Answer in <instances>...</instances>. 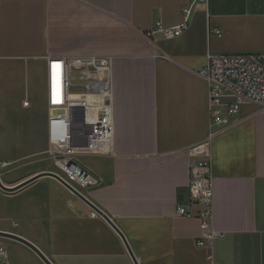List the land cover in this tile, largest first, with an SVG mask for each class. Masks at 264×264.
I'll return each mask as SVG.
<instances>
[{
  "label": "crops",
  "instance_id": "obj_1",
  "mask_svg": "<svg viewBox=\"0 0 264 264\" xmlns=\"http://www.w3.org/2000/svg\"><path fill=\"white\" fill-rule=\"evenodd\" d=\"M191 1L0 0V114L17 102L29 147L8 154L0 137V161L7 162L1 182L12 186L52 170L46 56L111 55L112 153L80 164L96 178L87 198L118 229L44 175L12 192L0 188L1 231L32 242L53 264H206V250L195 243L197 219L176 215L178 205L197 212L187 202L195 160L187 149L210 130L199 72L208 54L264 56V0L195 3L180 36L147 37L156 21L180 24ZM21 89L19 101L13 96ZM211 170L213 226L225 232L215 260L264 264V105L243 103L214 133ZM1 244L8 264H44L20 242L0 237Z\"/></svg>",
  "mask_w": 264,
  "mask_h": 264
},
{
  "label": "built area",
  "instance_id": "obj_2",
  "mask_svg": "<svg viewBox=\"0 0 264 264\" xmlns=\"http://www.w3.org/2000/svg\"><path fill=\"white\" fill-rule=\"evenodd\" d=\"M182 8L183 21L163 27L160 21L146 33L152 41L172 39L188 28V16L195 3ZM219 34L218 29H214ZM112 56L66 54L46 56V141L47 153L57 174L71 188L86 196L96 178L77 159L112 153L114 123L112 108ZM200 75L208 86V134L191 145L187 153L194 157L187 182V202L197 207L196 214L178 205L176 215L195 217L199 233L195 243L206 250V264H222L215 260L214 244L225 232L213 226V176L211 170V139L217 130L230 123L243 103L264 105V56L254 54H208ZM23 106L29 104L26 99ZM225 104V112L220 107ZM7 165L0 161V167ZM68 190V189H67ZM70 192V191H69ZM90 216H97L91 210ZM16 225V224H14ZM8 260L7 248L0 245V261Z\"/></svg>",
  "mask_w": 264,
  "mask_h": 264
},
{
  "label": "rangeland",
  "instance_id": "obj_3",
  "mask_svg": "<svg viewBox=\"0 0 264 264\" xmlns=\"http://www.w3.org/2000/svg\"><path fill=\"white\" fill-rule=\"evenodd\" d=\"M15 86V85H13ZM12 86V87H13ZM11 87V88H12ZM22 89L20 91L17 90V92L14 91V98L17 97V99L20 101L22 97ZM17 107V102L15 108L9 109L8 111L5 110L3 114H0V137H2V140L5 143V147L8 154H24L29 151V147L27 144V134L24 130L23 123L26 121V115L24 112L20 111ZM47 148V145L45 146ZM88 157V156H87ZM81 157L77 159V163L80 164V161L84 160ZM47 166L51 164V168L53 170H57L50 160L47 162ZM0 264H8V260L6 263H2L0 261Z\"/></svg>",
  "mask_w": 264,
  "mask_h": 264
},
{
  "label": "water",
  "instance_id": "obj_4",
  "mask_svg": "<svg viewBox=\"0 0 264 264\" xmlns=\"http://www.w3.org/2000/svg\"><path fill=\"white\" fill-rule=\"evenodd\" d=\"M51 176L53 178H55L56 180H58L66 189H68V191H70V193L72 195H74L76 198L82 200L85 204L89 205L93 210H95L97 213H99L100 215H102L117 231L118 229L114 226V224L111 222V220L105 215L103 214V212L101 210H99L88 198H86L85 196H83L82 194H80L79 192H77L76 190H74L73 188H71L64 180H62L57 174L51 172V171H43L40 172L34 176H31L17 184H14L12 186H6L4 185L1 180H0V188L4 191L7 192H12L17 190L18 188L22 187L23 185L33 181L34 179L40 177V176ZM0 237L3 238H7V239H11V240H15L17 242L22 243L24 246H26L27 248H29L30 250H32L39 258L40 260L44 263V264H53L32 242L26 240L25 238L14 234V233H10V232H4L0 230ZM133 257V256H132ZM134 259V258H133ZM134 263L137 264L134 260Z\"/></svg>",
  "mask_w": 264,
  "mask_h": 264
}]
</instances>
